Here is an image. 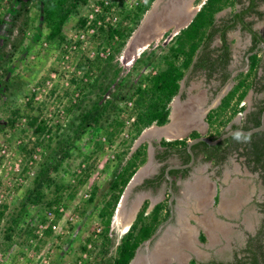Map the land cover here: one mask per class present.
Segmentation results:
<instances>
[{"label":"rangeland","instance_id":"374dc122","mask_svg":"<svg viewBox=\"0 0 264 264\" xmlns=\"http://www.w3.org/2000/svg\"><path fill=\"white\" fill-rule=\"evenodd\" d=\"M39 1L0 0V208L3 206L7 208L5 216L0 220V264H98L100 261L115 257L120 237L128 228V226L126 228L121 226V223L125 222L127 213L135 209L136 206L138 209L143 197L148 201L146 212L156 201L163 200L162 202L166 204L168 192L163 186L153 192L149 190L142 193L141 198H138V203L132 204L129 207L131 209L126 213L120 207L115 210L108 234L111 242L107 252L102 256L99 255L100 232L103 228L102 220L98 214L99 210L104 200L108 198V184L113 178L116 167L134 150L135 141L139 137L131 140L133 129L128 113L132 101L121 104V108L124 110L121 112V117L124 119L125 126L111 142L97 127H88L81 133V129L77 128L81 110L77 104L79 99L81 100L83 96L87 95L86 85L90 81L84 77L85 71L78 68L77 63L82 59V56L106 58L112 52L111 46L115 43L105 39L104 34L95 33L96 31L92 27L81 28L78 26L77 14H72L64 23L62 32L65 40L63 42H59L57 39L48 41L46 39L47 28ZM97 1L99 0H90L87 5L81 6L80 14L88 19L92 18L93 12L98 6ZM107 1L111 2V0ZM154 1L151 2L150 7ZM172 1L158 0L156 3L158 11L153 16L152 24L148 27L149 30L144 35V39L133 41L128 47L124 46L120 52H115L113 62H117L120 66L119 77H126L128 85L133 84L140 77L156 71L160 57L166 53L167 47L172 43L175 34L178 33L176 29L183 24V22L178 25L173 24L166 29H161L153 23L154 20L157 22L161 13L169 7ZM145 2L146 0H115L116 6L113 4V7L105 14L104 20L99 23L125 28L128 26L129 20L124 17V12ZM202 2L203 0H184L182 5L186 4L185 7L188 9V14L191 12L189 14L191 16ZM149 9L145 11L140 22ZM170 13L168 12V15ZM226 13L227 11L223 10L217 16L220 18ZM166 18L167 16H165V20ZM254 27L260 32H264V19L256 21ZM153 30L156 32V37L150 38ZM227 37L231 51L235 56L233 64L237 68L238 66L244 68L241 57L248 44V35L235 30L229 32ZM215 44H219L218 39L213 42V45ZM237 45L239 46L237 47ZM234 49L236 51H233ZM140 57V61L135 63V60ZM73 79L79 85L72 82ZM116 81L111 83L104 99L110 98L112 91L116 88ZM209 84V81H205L203 71L188 72L186 79L181 84V90H184L185 93L181 97L178 95L174 104L176 106L177 103L187 105L189 99H192L191 102L196 104L195 98L201 100L199 95L202 92L205 97ZM218 96L209 100L208 105L203 108L204 111L211 105H215ZM94 98L93 93L87 95L81 106L82 109L88 108ZM249 103L251 104V99ZM197 106L193 105L192 109ZM13 111L18 112L17 116ZM184 115H187L185 111L181 116ZM30 116H36L38 121L44 120L50 127V130L43 136V145L33 147V149L34 136L32 128L27 124ZM202 116L198 117L200 121L196 119L192 123H187L183 127L182 135L174 139L185 138L188 141L191 139L189 135L191 131H197L199 135L209 137L211 132L207 128L205 114ZM11 118L14 120L11 121ZM234 119L239 122L238 118ZM157 127L158 125L155 124L149 126L141 142L145 143L147 148V162L145 161L146 166L142 173L144 177L156 165L154 153L155 149H162V146L159 145L160 140H174L158 134ZM62 145L68 148L70 155L63 159L58 170L51 171L50 175L57 182L73 184L76 182L75 174H78L82 168L88 167L89 175L85 183L79 186L73 198L63 200L64 205L60 207L62 213L57 220L51 210L42 203L26 205L19 227L33 228L35 237L26 234L24 229L23 231L17 229L18 234H14L11 242H7L4 235L6 227L10 223V214L17 213L25 196L33 189L34 178L42 164L48 161L52 148L58 150L56 158L58 160L61 158L62 153H60L59 147ZM238 157L235 159L233 156L229 164L223 167H214V164L198 162L197 168L199 169L205 170L207 165L212 168L206 173V176L211 178L208 186L210 187L208 200L206 183L201 178L194 182H186L184 188L179 189L182 193L179 195L177 208L184 206L187 218L184 215V223L179 224L178 228L173 227V229L181 232L179 230L184 225L188 236L185 237L190 238L191 232L193 234V245L179 248L185 253V259L180 264L191 263V251L189 250H193L197 254L198 258L194 259V264H210L212 260L225 262L231 260V251L236 248L240 250L243 246L242 239L236 241L237 239L234 238L235 243L216 245L213 250H209L210 245L207 246L209 248H206L205 243L196 239L197 225H194L193 219L200 220V224L206 221L207 214L210 212L206 208L208 206L211 210L216 208V203H213L214 192L219 194L220 189L222 191L234 180L242 179L243 183L245 182L244 192L248 193L244 195V199L249 198V201L241 208L250 211L249 213H251V208H264V185L257 184L259 174L247 168L243 156ZM170 159L173 163L178 161L176 156H172ZM215 169L223 175L213 176L212 173L217 172ZM198 171L197 173L203 174L200 170ZM139 185L130 192L129 203L136 198L137 194L140 195L142 188H139ZM189 185L190 187H188ZM51 188L44 189L45 199H49L53 195ZM94 188L95 197L92 202H88ZM189 188L191 191H188ZM145 199L142 200L145 201ZM191 200L195 202L190 203ZM234 203L231 201L225 204L233 206ZM197 209L206 210L203 218L200 219L196 215ZM189 212L191 213L188 214ZM263 215L252 213L248 217L250 221L245 222L246 225L251 227L253 222L257 224ZM189 217L192 219L191 222L188 221ZM47 228L51 229L50 235L44 234V230ZM187 228H190V236ZM169 234L178 239L176 244H180L182 237L180 233L177 236L172 232ZM88 239L90 241L87 242ZM154 241L156 240L154 239ZM85 244L87 250L82 251L81 247ZM152 246H154V242ZM139 253L146 254L143 243L140 244ZM171 258H168L167 264H179L177 261H171Z\"/></svg>","mask_w":264,"mask_h":264},{"label":"trees","instance_id":"16d2710c","mask_svg":"<svg viewBox=\"0 0 264 264\" xmlns=\"http://www.w3.org/2000/svg\"><path fill=\"white\" fill-rule=\"evenodd\" d=\"M90 0H40L43 20L47 28L46 39L48 41L57 39L59 42L65 40L62 32L63 25L72 15H78V26L81 28L92 27L95 33L104 34L105 39L115 43L111 46L112 52L106 58L95 56H82L77 63V67L85 71V76L90 81L86 85V94L93 93L95 98L91 101L88 108L82 109V104L87 95L79 99L77 104L80 107L77 128L83 133L88 127H97L101 129L109 142L118 135L125 126L124 119L121 117V104L132 101L128 118L131 119L133 134L131 140H135L143 129L155 124L158 126L168 122L170 112V102L178 93L180 81L188 70L203 71L207 78L219 74L223 79L230 74L227 71V65L230 60V45L227 40L229 30L238 26L242 31L251 35V45L247 52L254 50L258 44L264 40V33H259L253 28L254 19H247L255 15L261 19L264 17V10H258L260 3L264 0H203L199 9L196 11L191 21L173 37L172 43L167 47V51L159 59V66L155 72L145 75L135 80L133 84L127 83L126 77H119L121 68L117 62H113L115 52H120L125 46L128 38L136 29L143 14L149 9L153 0H146L143 4H137L132 9L124 12V17L128 18V26L120 28L108 24H100L105 14L115 5V0L105 3L103 0L97 1L99 9L93 12V17L88 19L80 14V7L85 6ZM240 4L238 10L231 11L229 15L216 20V14L227 6ZM116 6V5H115ZM19 14V12H18ZM27 21V20H26ZM27 24V22H25ZM103 25V26H102ZM105 26V27H104ZM219 38L217 46L212 45L215 38ZM246 52V53H247ZM141 59L137 58L135 63ZM249 65L246 71H239L233 78V84L230 89L221 97L216 107L210 109L205 120L209 126L210 138H215L228 129L239 127L232 123L233 117L243 112L240 127L249 129L260 124L261 112L264 108V98H261L253 104L254 109L245 111V104H241L249 90L254 94L264 91V59L258 52H254L248 57ZM110 69V70H109ZM259 69L261 73L259 74ZM116 79H118L116 81ZM116 81V88L112 91L110 98L104 99L112 82ZM72 82H75L73 79ZM78 84V83H77ZM79 85V84H78ZM81 101V102H80ZM17 116L18 112H14ZM14 119L11 118V121ZM28 126L32 128L34 136L33 147L43 145V136L50 130L44 120L38 121L36 116H30L27 121ZM229 125V128L226 127ZM236 133L221 140L215 145H209L205 142H198L192 146L193 150L199 149L205 151L206 159H215L220 162L224 155L219 154L223 149L226 151H235L239 156L244 157V162L251 171H257L264 180V131H258L250 135L241 134L236 138ZM190 137L200 136L197 131H191ZM187 140L185 138L166 140L161 139L159 145L163 147L157 150L156 158L160 161L165 160L172 150H177L181 158L189 159L186 151ZM26 151L29 153L28 149ZM61 158L58 160L57 149L52 148L48 156V161L44 162L34 178V186L27 193L23 203L14 215L10 214V223L6 227L4 238L11 242L14 234H18L21 217L23 216L26 205L39 203L47 206L51 210L55 219L61 216L60 207L64 205L65 198H73L79 186L85 183L89 175V168L84 167L76 176V182H57L51 171H57L63 159L69 157L70 152L64 145L59 147ZM147 148L145 143H140L129 156H126L116 167L114 175L108 184V198L104 200L99 210V216L103 223L102 232H100L101 246L99 255L107 252L111 242L108 236L111 220L115 208L121 196V193L134 172L146 161ZM163 171L153 179H145L138 187L145 185H156L163 178ZM179 169L169 170L173 175ZM52 187L53 195L45 199L44 189ZM95 197V188L92 189L88 202H92ZM148 201L145 200L138 210L133 222L126 232H124L116 247V255L113 259L100 261L98 264H128L134 256L137 247L157 229L159 224L169 216V205L163 202L156 203L148 212L146 208ZM6 206L0 208V220L5 216ZM29 236H34L33 228L24 229ZM45 235L51 234V229L44 230ZM264 234V228L258 233L259 238L253 241L248 240L245 256L238 258L235 263L228 264H264V244L261 242V236ZM203 239V237H202ZM90 241L89 239L87 242ZM86 251V244L81 247ZM194 264V260L190 261Z\"/></svg>","mask_w":264,"mask_h":264},{"label":"flooded vegetation","instance_id":"af4514ba","mask_svg":"<svg viewBox=\"0 0 264 264\" xmlns=\"http://www.w3.org/2000/svg\"><path fill=\"white\" fill-rule=\"evenodd\" d=\"M203 3V2H202ZM201 3V4H202ZM262 4H264V2H262V3H260L259 4V6H258V10H264V9H260V6L262 5ZM200 7V6H199ZM199 7H198V9H199ZM224 17V16H223ZM223 17H220V18H216V20L217 21H219V19H221V18H223ZM257 19V17L255 16V15H251L250 17H247V19ZM262 19V18H261ZM263 19H264V17H263ZM254 23H253V28L254 29H256L255 27H254ZM234 30H239V32L240 33H242V34H246V35H248V45H247V47L243 50V52H242V57H241V61L244 63V66L243 67H245L246 66V59H245V57H246V55L249 53V52H252V51H254V50H252V51H249V52H247V50H248V48H249V46L251 45V35L248 33V32H245V31H242L241 29H240V27L238 26L237 28H235V29H232V30H229L228 31V33L229 32H231V31H234ZM257 30V29H256ZM258 32L259 33H262V32H260V30H258ZM228 33H227V36H228ZM264 33V32H263ZM216 39V38H215ZM217 39L219 40V38L217 37ZM227 40H228V37H227ZM215 41V40H214ZM213 41V42H214ZM229 43V42H228ZM213 45V44H212ZM218 45V44H217ZM216 44L214 45V46H217ZM229 45H230V43H229ZM259 45V44H258ZM257 45V46H258ZM259 51V55L260 56H262V58L264 59V55H263V52L259 49L258 50ZM257 51V52H258ZM247 52V53H246ZM230 60H229V64L227 65V71L229 72V76L228 77H226L225 79H223V78H221L220 76H219V74H216V75H213L212 77H210V78H207V76H206V74H205V72H204V76H205V81L207 80V81H209V89L206 91V96L204 97V95L201 93V95H199L200 97H201V100H200V98H195L196 99V104L195 103H193V102H191L192 101V99H189L188 100V102H187V105H179L178 103H177V107L178 108H180L179 110H178V115L179 116H181V114H183L184 113V111L186 112V114L187 115H189V117H191V114H193L194 113V111L196 112V110L197 111H200L201 113L202 112H204L203 114H205V116H206V114H207V112L211 109V108H209L208 110H206V111H204V109L203 108H205L207 105H208V102H209V100H212L214 97L216 98V96H218L219 94H221L222 92H224V94L227 92V87L229 86V84H233V78L231 77V75H232V73L234 72V71H236V70H238L239 68H242V67H239L238 66V68L236 67V65L235 64H233V62H234V58H235V56L233 55V53H232V51H231V48H230ZM241 62V63H242ZM191 73L192 71H191V69L190 70H188L187 71V73ZM239 71H236V74L238 73ZM187 73L185 74V77H184V79H186V76H187ZM235 74V75H236ZM213 78V79H212ZM183 79V78H182ZM183 79V80H184ZM211 80V81H210ZM187 83V82H186ZM186 83H185V85H186ZM232 86V85H231ZM179 92H178V95L181 97L184 93H185V91L184 90H181V86L179 87V90H178ZM223 94V95H224ZM223 95H222V97H223ZM261 98H264V91L263 92H261V93H259V94H254L253 93V91H252V96H251V106H250V108L248 109V111L249 110H253L254 109V106H253V104H255L256 103V101L257 100H259V99H261ZM220 99H221V97H220ZM220 99L218 100V102L216 101L215 103V105H211L212 107H216V105L219 103V101H220ZM202 103H201V102ZM201 104V105H200ZM193 105H198L197 106V108H193L192 109V106ZM188 109V110H187ZM181 110V111H180ZM243 117V116H242ZM242 117H241V120H242ZM203 118V116L201 117V119ZM197 121H200V120H197ZM203 121V120H202ZM240 122L241 121H237L236 119H233L232 120V123L233 124H236V125H238L239 127H240ZM227 129L229 128V125L226 127ZM192 139V138H191ZM193 146V145H192ZM154 147V146H153ZM156 148V147H155ZM192 148V147H191ZM162 149H163V147H162ZM186 151H187V149H186ZM192 151H193V154H194V160H193V162H192V165H190V166H188V167H184V168H176V169H179V171H177L176 173H174L173 175H170L171 177H172V188H173V190H174V192H175V195H174V200H173V208H174V211H173V217L168 221L167 219L169 218V216L163 221V222H161L160 224H159V226L160 225H163V227H162V230H161V232H160V234L156 237V241H154V240H152L151 242H150V244H149V247H150V249H151V251L150 252H152L153 251V249H155V246H156V243L158 242V240L161 238V236L162 235H164L165 233H163L164 231H168L167 233H169V232H172L173 234H175V236H177L179 233H180V236L182 235V239H181V242H180V244H176L177 243V238L176 237H174V236H172L171 235V237H174V241L176 240V242H173L172 243V245H171V247L170 248H172V252H170V250H169V252H167L166 254L167 255H165L164 257H163V259H161L159 262H157V264H167V260H168V258H170V257H172L171 258V261L172 260H174V261H177L179 264L180 263H182L183 261H184V259H185V253L184 252H182L181 251V249H179L180 247H190V246H192L193 245V234H192V232H191V236H190V238H187V237H185V234H186V229H185V227H184V225H182L183 227V229L182 228H180V230L179 231H181V232H178V231H174L175 229H173V227H177L179 224H183L184 222V220H183V218H184V215L186 216V218H187V211L185 210L186 208L184 207V206H182V207H179V209L177 208V204H178V201H179V195L182 193V192H180L179 191V189L180 188H184V185H185V183H184V181L185 180H187L188 178L190 179V178H192L196 173H197V166H198V162L199 161H201V164H203V163H208L209 165H211V164H213V162H216V160L215 159H206V156H207V154H206V152L205 151H200L199 149H197V150H193L192 149ZM156 153H157V149H155V153H154V160L156 161V165H155V167L150 171V172H148V175L147 176H145L144 178H143V181L145 180V179H153V178H155L160 172H161V170L162 169H164V171H163V178L159 181V183H157L156 185H145L144 187H139V188H142V190H141V194L142 193H146L147 191H151L152 190V192L154 191V190H156V189H158V188H160V187H162L163 186V188L168 192V197H169V182H168V180H167V178H166V174H165V171H166V168L169 166V165H185V164H188L189 163V161H190V155H189V159L188 160H184V158H181L180 157V155H179V152L177 151V150H172L171 152H170V155L165 159V160H163V161H160V160H158L157 158H156ZM189 154V153H188ZM219 154H222V155H224L223 156V158H222V160L219 162V164L218 165H214V167H223V166H227L228 164H229V161H230V159L234 156L235 157V159L236 158H239L238 156V154L235 152V151H226V150H224L223 151V149L222 150H220L219 151ZM172 156H176L178 159V161L176 162V163H173V162H171V157ZM209 165H205L206 167H205V170H203V174H201V175H203V176H206V173L207 172H209L210 170L209 169H212L211 168V166H209ZM171 169H175V168H171ZM171 169H169V170H171ZM216 170V169H215ZM205 171V172H204ZM217 171V170H216ZM256 172V171H255ZM258 174H259V172H257ZM213 174V176H215V177H219V176H221V175H223V173H220V172H216V173H212ZM207 178L208 177H210V176H206ZM143 181L141 182V184L143 183ZM204 183H206L205 185H206V195H207V200H208V193L210 192V189L208 188V186H209V181H207V180H205L204 179ZM202 186V185H201ZM188 187H190V185L188 186ZM188 191H191V189L189 188V190ZM177 192H178V194H177ZM202 193V192H201ZM141 194L140 195H138V197L140 196L141 197ZM202 194H204V193H202ZM130 195H131V193H130ZM182 196V195H181ZM131 197L129 196V199H130ZM219 199H220V196H219V194H215L214 195V197H213V203H217L218 201H219ZM146 200V199H145ZM163 200H160V201H156L155 202V204L156 203H159V202H162ZM143 202H144V200L142 201V203H141V205L143 204ZM193 202H195L194 200H191L190 201V203H193ZM258 202V201H257ZM154 204V205H155ZM167 204H168V200H167ZM153 205V206H154ZM169 207V206H168ZM243 208V207H242ZM182 209H184V210H182ZM244 210H245V208H243ZM206 210H208V211H210L211 210V208H210V206H208V208H206ZM205 210V211H206ZM244 210H242L240 213H239V216L241 215V216H250L249 215V212H246V211H244ZM205 211L204 210H200V209H197V211H195L197 214V216L201 219V218H203L204 217V214H205ZM262 214H264V211H262L261 212ZM190 220H192V219H190L189 218V222H191ZM166 221H168L167 223V225H166ZM193 221H194V223L195 224H197L198 223V221H196L195 219H193ZM248 221H250L249 219H248ZM181 222V223H180ZM205 222V221H204ZM194 224V225H195ZM199 224V223H198ZM245 224V223H244ZM253 227H254V237H253V241L254 240H257L258 238H259V236L260 235H258V233L260 232V230L262 229V228H264V215L263 216H261V220H259V222L256 224L255 222H253ZM158 226V227H159ZM166 226H168V227H166ZM178 228V227H177ZM187 229H190V228H187ZM203 231V230H202ZM162 234V235H161ZM204 236V235H203ZM186 239V240H185ZM196 239L198 240V241H200V242H203L202 240L203 239H201V237L200 236H197L196 235ZM234 239V238H233ZM238 240V239H240V238H235V240ZM186 241V242H183V241ZM188 240V241H187ZM234 241V240H233ZM153 242H154V246H152L153 245ZM248 243V242H247ZM246 243V244H247ZM183 245V246H180V245ZM179 245V246H178ZM152 247V248H151ZM242 250V249H241ZM189 251H191V253H190V261L191 260H194V259H197L198 257H197V254H196V252L195 251H193V250H189ZM231 255H232V258H231V260H229V261H227V262H225V261H222V260H214V262H216V264H228V263H235L236 261H237V259L238 258H240L241 257V254H240V251L236 248L234 251H231ZM150 259V258H149ZM166 259V260H165ZM194 263H195V260H194ZM249 262H247L246 264H248Z\"/></svg>","mask_w":264,"mask_h":264},{"label":"crops","instance_id":"0c3cea01","mask_svg":"<svg viewBox=\"0 0 264 264\" xmlns=\"http://www.w3.org/2000/svg\"><path fill=\"white\" fill-rule=\"evenodd\" d=\"M239 8H240V4L234 2V4L232 6H227L224 9H222L221 11H223V10L227 11V13L224 15V17H225V16L229 15V13L231 11L238 10ZM260 9H264V4H262L260 6ZM220 12H218V13H220ZM218 13L216 14V18H218V16H217ZM262 19H259V18L255 19L254 18V24L256 21H259ZM231 32H233V31H231ZM216 39H217V37H216ZM238 46L239 45H237V47ZM233 51H236V50L234 49ZM260 73H261V69H259V74ZM251 96H252V90H249L247 95L245 96L244 100L241 103V104H245V106H246L245 111H248V109L251 106V104L249 103ZM209 108L212 109L214 107L210 106ZM203 113L204 112L200 113V111H197V113H193V114H191V116H195L196 119L199 120L198 117H201ZM242 116H243V112L240 113V115L236 114L233 117V119L238 118L239 121H241ZM178 117L180 120L183 121V119L187 120L189 115L178 116ZM196 119H195V121H196ZM192 122H194V121H191V123ZM199 124H200V122H199ZM185 125H187V123ZM185 125H184V127H185ZM207 128H209L208 124H207ZM181 130L183 131V128ZM182 131H180L181 135H182ZM213 164L218 165L219 162H213ZM202 169L197 168V172H199L198 170H200V172H203L204 169L203 170ZM259 177H260V174H259ZM259 177H257V184L258 185H261V184L264 185V180L261 177L260 178ZM198 178H201L202 180L205 179L207 181L211 180V178H209V177L207 178L206 176H203L200 173H196L192 178H190V179L188 178L187 180H185L184 183L194 182ZM208 188L210 189V187H208ZM244 188H245V182L243 183L242 179L241 180L237 179V180H234V182H232L230 185H228L222 191L220 189L219 190L220 199L216 203V208L214 210H210V212L207 214L206 221L205 222L202 221L203 223L200 224L199 223L200 220H196V221H198L199 224L198 223L195 224V225H197V229L195 232H196L197 236L201 237V239L203 237L202 241H203V243H205L206 248L210 247L209 250L210 249L213 250V248L216 245H221V244L229 245V244H231V242L235 243V241H233V238H240V239H242V243H243V246L239 250L240 254H241L240 258H243V256H245L244 250L246 249V245H247L246 243L248 242V240L250 238L254 237L255 232H254V227H253L254 224H252V226L249 227L248 224L246 225V223H245L248 221L249 216H246V215L245 216H241V215L239 216V213L242 210H244L243 208H241V206H243L246 202L249 201V198L246 200L244 199V195L248 194V193L244 192ZM215 194H216V192H214V195ZM250 194L253 195V193H250ZM231 201L235 202L233 206H228L225 204V203H228ZM152 207H153V205H151L150 208H152ZM251 209L252 210H251V213H249V215H251L252 213L254 215L262 214L261 212L264 211V208H251ZM244 211H247V210H244ZM190 213L191 212H189L188 214H190ZM187 223H188V221H187ZM189 226H190V224H189ZM236 241H238V240H236ZM261 242L264 244V234L261 236ZM207 246H209V247H207ZM220 250H222V248H220ZM210 264H216V262H214V260H212L210 262Z\"/></svg>","mask_w":264,"mask_h":264},{"label":"water","instance_id":"95a60500","mask_svg":"<svg viewBox=\"0 0 264 264\" xmlns=\"http://www.w3.org/2000/svg\"><path fill=\"white\" fill-rule=\"evenodd\" d=\"M158 2V0H155L153 2V4L151 5L150 9L147 11V13L144 15L142 21L140 22L139 26H137V28L133 31V33L131 34L128 42L126 43L125 47H128L130 43H132L133 41H136V40H139V39H142L144 37V35H146V33L148 32L149 30V26L152 24V18L153 16L156 14V12L158 11L157 10V6H156V3ZM198 10V8H197ZM196 10V11H197ZM196 11L191 15V16H188L185 18V20H183V24H181L177 29H176V32H178L181 28L185 27L192 19V17L194 16V14L196 13ZM189 15V14H188ZM188 18V19H187ZM154 25L157 23L155 20L153 21ZM174 23H170V22H161L158 26V28H161V29H166L170 26H172ZM154 27V26H153ZM153 29V28H152ZM151 29V30H152ZM150 30V31H151ZM156 32L152 33V36L150 38H154L156 37ZM261 50L263 52V55H264V40L256 47V49L252 52H249L245 59H246V66L244 68H239L238 70L236 71H246L247 68H248V65H249V60H248V57L250 54L254 53V52H257L258 50ZM236 71H234L231 75V77L233 78L236 74ZM185 77V76H184ZM183 77V79H184ZM183 79L180 81V86L182 84V81ZM233 82V81H232ZM232 83L229 84V86L226 88L227 91L230 89ZM179 92V91H178ZM224 94V92H222L221 94H219V96L217 97V102L218 100L220 99V97H222V95ZM178 98V93L173 97V99L171 100L170 102V112H169V115H168V122L165 123L164 125L168 124L170 121H171V114L173 112V105L175 103V100ZM216 104V103H215ZM208 110V109H207ZM164 125H161V126H158V127H162ZM151 127V126H150ZM148 128H146L138 137V139L135 141V144H134V149L142 142V140L144 139L145 137V134L147 133ZM258 131H264V108L261 112V118H260V124L257 125V126H254L252 128H249V129H244L242 127H236V128H231V129H228L226 130L225 132L221 133L220 135H218L217 137L215 138H210L208 136H205V135H200V136H197V137H194L190 140L187 141V144H186V149H187V152L189 153L190 155V161L188 164H185V165H169L167 168H166V171H165V174H166V178L169 182V197H168V205H169V218L167 219L168 221L173 217V211H174V208H173V200H174V195H175V192L172 188V177L170 176L169 174V169L171 168H184V167H188L190 165H192V162L194 160V154H193V151H192V145H194L195 143H198V142H205L209 145H215L217 144L218 142H220L221 140L229 137L230 135L234 134V133H240V134H244V135H250L252 133H255V132H258ZM147 162V161H146ZM146 162L140 166L135 172L134 174L131 176V178L129 179V181L127 182L126 186L124 187L122 193H121V196L119 198V201L117 203V206H116V209L115 210H118L121 209L124 211V213H126L127 211H129V208L132 204H136L138 203V200L141 198V197H138L139 194H137L136 198L131 200V202L129 203L128 200H129V196H130V192L132 191V189L137 186L138 184H141V182L143 181V178H144V174H142L145 169V166H146ZM141 194V193H140ZM139 198V199H138ZM142 199H145L144 197ZM141 199V202H140V205L142 203V200ZM139 205V207H140ZM154 205V203L152 204ZM120 207V208H119ZM139 207L138 209H136L135 211V214H134V217L132 219V221L130 222L129 226L131 225V223L133 222L138 210H139ZM168 221H166L165 223H167ZM162 227L163 225H160L154 232L153 234L147 238L146 240H144L142 243L145 247V251L146 253L149 255L150 254V247H149V244L152 240L156 239V237L160 234L161 230H162ZM139 248H140V245L137 247L135 253H134V256L132 257V259L129 261L128 264H132L134 262V260L136 259V257L139 255ZM248 264H252V263H248Z\"/></svg>","mask_w":264,"mask_h":264},{"label":"bare ground","instance_id":"6f19581e","mask_svg":"<svg viewBox=\"0 0 264 264\" xmlns=\"http://www.w3.org/2000/svg\"><path fill=\"white\" fill-rule=\"evenodd\" d=\"M182 2H184V0H173L170 3L169 7L166 8L161 13V15L159 16V18L157 20L156 25L159 26V24L162 21H168L170 23H174L175 25L181 24L183 22V20H185V18L188 17V9H187V7H185L186 4L182 5ZM191 11H193V10H191ZM168 12H171L170 15H168ZM190 13L191 12H189V14ZM165 16H167L166 20H165ZM152 32L154 33L155 30H153ZM178 110H179V108L174 104L173 105V112L171 114V122H169L167 125H164L162 127H157L156 132L158 134L164 135L165 137L172 138V139L178 138V137L181 136V132L180 131H182L181 129L184 127V125L186 123L191 122V121H195V119H196L195 116L188 117L187 120H184V119H183V121L180 120L179 117H178L179 116L178 115L179 114L178 113ZM194 113H197V111L194 112ZM150 131H152V130H150ZM136 209H137V206L135 207V209H132L131 212L127 213V217L125 219V222L123 221L121 223L122 224L121 226L123 228H126L127 226L129 228V225L128 224L130 223V221H132ZM187 231L189 233L190 232V229H188ZM185 236H187V235L185 234ZM189 236H190V233H189ZM185 240L183 242H186ZM173 242H176V240L174 241V237H171V235L169 233H165L158 240V242L156 243L155 249H153V251L150 252L149 255L147 253L144 254V255L142 253H139V255L136 257V259L134 260V262L132 264H157V262H159L161 259H163V257L165 255H167L166 253L169 252V250H170V252H172L171 251L172 248H170V247H171V245H172Z\"/></svg>","mask_w":264,"mask_h":264},{"label":"built area","instance_id":"2783aa9c","mask_svg":"<svg viewBox=\"0 0 264 264\" xmlns=\"http://www.w3.org/2000/svg\"><path fill=\"white\" fill-rule=\"evenodd\" d=\"M104 2L107 3L108 1L105 0ZM98 9H99V7L97 6V7L95 8V11H97ZM238 115H240V113H238Z\"/></svg>","mask_w":264,"mask_h":264},{"label":"clouds","instance_id":"9594fccd","mask_svg":"<svg viewBox=\"0 0 264 264\" xmlns=\"http://www.w3.org/2000/svg\"><path fill=\"white\" fill-rule=\"evenodd\" d=\"M235 135H236V138L239 139L241 134L240 133H236Z\"/></svg>","mask_w":264,"mask_h":264}]
</instances>
